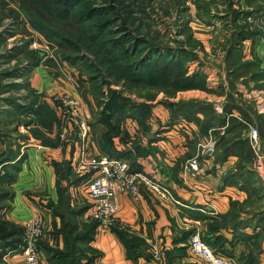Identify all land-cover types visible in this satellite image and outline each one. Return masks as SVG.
<instances>
[{
  "label": "trees",
  "instance_id": "trees-1",
  "mask_svg": "<svg viewBox=\"0 0 264 264\" xmlns=\"http://www.w3.org/2000/svg\"><path fill=\"white\" fill-rule=\"evenodd\" d=\"M228 1L229 7L231 2ZM13 2L16 7L7 6L9 11L4 15L12 18L11 22L15 24V30L24 31L27 34L39 33L47 41V45L56 51L58 58L79 66L83 73L88 74L94 99L98 106L101 105L98 121L106 127L102 134L101 149L111 156L131 157L134 166V169L131 168L132 171L141 169L139 163L141 159L136 163V158L140 156L142 150L136 148L134 156L128 151H118L114 147L113 138L121 134L120 123L124 119L132 118L146 129L147 120L152 114V107L146 103H132L129 98L118 95L116 90L110 87L108 94L102 95V86L96 83L98 78H95V75L99 73L98 67L93 66L85 56L80 55V51L84 49L93 55L95 62L102 66L109 76L123 79L128 86H156L167 89L169 94L180 90H208L207 77L202 71L187 74L188 63L200 60L193 48L169 47L166 41H163L164 38H159L160 42L154 44L153 40L158 38L156 34L159 31L155 27L152 14L159 15L157 10L163 7L161 5L165 3L163 0H13ZM194 2L196 15L205 23L210 24L207 7L200 4L199 0H194ZM255 2L256 0H245L246 4H254L256 7L252 11L240 10L241 14L245 16L250 13H256V16L264 15V0L259 4ZM0 3L5 5L2 0ZM162 9L166 14L168 13L166 7ZM237 10L235 8L231 11L229 19L226 20V16L223 21L224 27L232 28L229 36L225 38L223 56V69L228 86L233 88L238 80L244 82L250 80L256 87L264 90V68L261 66L260 58L254 55L251 60L245 59L242 51L245 40L249 39L253 42L257 37L264 38V28L247 30L244 24L237 22L241 16ZM145 22L148 23L144 25ZM135 23H137L136 27L132 28ZM144 26L148 28L147 34L150 30L154 33L151 42L143 35L141 37V35L133 34L135 31H141ZM9 34H13V31H9ZM190 37L193 38L192 35ZM4 40V35L0 34V43ZM27 43L28 40L25 39L21 47H12L10 51L12 54L10 52V54H3L5 61H9L12 57L18 58L24 51L31 56L30 62L28 61L23 70L16 67L0 73L2 78L18 77L23 81V86L17 82L2 83L0 94L7 91L8 87H20L28 93L23 103L18 102L14 97L0 99V102L6 105V108H2L4 112H7L5 123L7 125L16 122L14 125L28 126L34 122L38 127L31 128L32 135L42 139L46 145L54 146L59 143L58 138L52 140L42 137L39 125L51 130L53 125L59 127V121L46 103L39 102L40 95L29 85L28 75L32 68L40 63V60L35 54L36 50H28ZM48 61L49 66L53 65V59L49 58ZM228 100L221 114L216 113L214 106L210 103L201 100H181L168 105L171 110V121L182 117L197 125L198 132L194 136L196 139L212 130L217 138L218 152L214 158L216 161L223 162L230 156L238 158L237 171L228 172L223 178L224 184L239 186L247 193L243 201L231 199L229 209L225 214L210 218L206 230L202 233V240L215 252L221 254L227 252V243H232V238L244 242L252 240L257 253L249 249L247 253L241 254L239 263L261 264L258 258L260 249L257 247V240L264 229V209L260 211H246L245 209L247 204H251L252 199L264 197V184L260 178L255 179L256 173L245 165L248 159V141L240 135H235L236 127L240 126L234 123L235 116L228 117V125L223 133L219 130L226 123L228 113H232L234 109L240 110L233 96L228 95ZM241 112L247 116L245 111L241 110ZM28 114L33 117H27ZM256 118L264 123V115L256 114ZM19 137L24 138V135ZM15 155L10 149L0 153V264H6L5 255L16 252L23 235L21 224L10 221L2 215L4 209L2 201L7 193L2 190L1 184L11 180L13 170L19 168L17 164L10 165ZM239 181H241L240 184ZM98 224L99 222L94 219L82 229H78L75 224H63L58 234L61 236V246L57 244L49 247L39 241V250L44 248L50 264H93L99 253L89 246V242ZM246 227H251L252 232H246L244 229ZM111 229L121 235L128 251L133 252V246L127 243L126 233L118 230L117 227ZM222 230H230L232 234L230 240L222 233ZM190 233V230H186L183 232V237L176 242H184ZM246 247L249 248V244ZM184 253V248L176 249V254L184 255Z\"/></svg>",
  "mask_w": 264,
  "mask_h": 264
},
{
  "label": "crops",
  "instance_id": "crops-1",
  "mask_svg": "<svg viewBox=\"0 0 264 264\" xmlns=\"http://www.w3.org/2000/svg\"><path fill=\"white\" fill-rule=\"evenodd\" d=\"M259 19L264 25V17ZM263 43V37H257L253 42L245 40L242 46L244 57L248 59L251 55H257L264 64ZM193 65L196 72L205 73L208 88L215 90L219 81L218 70L212 65ZM52 71L49 65L39 64L29 73L28 80L30 87L40 95L39 102L46 103L54 112L55 108L48 99L50 92L60 87L69 88V85L60 73L55 74ZM186 92H194V97L213 101L218 108L223 106L224 95L218 97L200 90ZM183 95L178 94L177 97ZM85 106L83 103L82 111L89 120ZM89 124L91 130L86 138L85 159L106 154L100 146L106 127L97 122V119L95 123L89 120ZM147 125L149 129L145 133L148 136L145 137H148V142L145 143L143 139L140 146H118L115 143L114 147L118 151L131 152L132 156L136 153V148L142 150L136 158V163L141 159V169L136 172L166 185L176 202L159 199L143 185H140L137 199L127 192L120 193L117 218L123 227L117 228L126 233L127 243L133 246V252L128 251L119 233L98 224L89 242V246L99 253L93 264H203L189 254L188 239L195 226L200 229L202 236L211 217L217 218L228 211L231 199L243 201L247 197V193L239 186L224 184L223 180L228 172L237 171L238 158L230 156L223 162L216 161L214 158L218 148L214 154L196 156L197 139L194 136L198 132L197 125L182 117L171 121V112L163 105L152 108ZM33 127L38 125L32 122L26 128L23 127L25 132H19L15 128L16 132L11 133L12 137L6 135L4 141H0V153L9 149L13 151L16 155L10 165L17 164L19 167L13 170L11 180L1 184L2 190L7 193L2 201V215L21 225L28 218L40 217L44 224L41 244L49 247L57 244L61 246V236L58 234L63 224H75L78 229H82L93 221L92 200L88 191L91 173L79 166L77 160L81 156V147L72 132L65 140L60 141L59 128L56 125L51 130L39 125L42 137L52 140L58 138L59 143L53 146L35 138L31 132ZM130 134L139 135L135 127ZM20 135H24V138H20ZM140 137L143 138L144 135ZM195 156L197 169L185 171L184 166ZM125 159L134 169L132 158ZM244 229L252 232L251 227ZM186 230L191 231L188 238L177 243ZM222 233L231 239L230 230H222ZM231 240L232 243H227L225 254L217 253L231 259L235 264H240L241 254L248 252L247 244L249 249L257 253L252 240ZM257 241L256 246L260 249L258 258L264 264V229ZM152 244L163 250L164 256L161 260L154 258ZM175 247L184 248V255L176 254ZM39 251L41 264H50L44 248ZM13 253L5 255L6 263L23 264L19 253L12 255Z\"/></svg>",
  "mask_w": 264,
  "mask_h": 264
},
{
  "label": "rangeland",
  "instance_id": "rangeland-1",
  "mask_svg": "<svg viewBox=\"0 0 264 264\" xmlns=\"http://www.w3.org/2000/svg\"><path fill=\"white\" fill-rule=\"evenodd\" d=\"M1 1V0H0ZM5 2V5H1L0 3V34L4 35L5 40L0 43V73L4 71H9L13 70L14 68L18 67L19 69H24V66L28 64V61L30 62V54L21 52L18 58H11L9 61H5V57H3V54H10L12 47L14 48H19L24 44V40H28V50H36L35 54L37 55L38 60H40L39 64H46L48 65V59L51 58L53 59V62L50 68H52V73L58 74L60 73L69 85V88H62L60 87L57 90H53L50 92L48 99L51 102V104L54 106L55 110V116L57 120L59 121V136H60V141L65 140L66 136L72 132V130H69L65 133V135L62 137V131H63V115H62V109L60 108V104L55 100V96L59 94H71L72 96L79 97L81 100L80 104V112L82 115V118L86 124V128L88 130L87 135L90 132V122H94L99 118V110L101 108V105L98 106L97 102L94 99V95L91 90L92 84L89 81V77L87 76L88 74H85L82 72V68H80L77 65H74L68 61L62 60L58 58V54L54 49L50 46H48L47 41L44 40V38L36 32H33L31 34L24 33V31L20 30H15L14 27L15 24L11 22V17L5 16L4 14L9 11L7 10V6L9 7L14 6L13 0H2ZM165 3L161 4L163 7H166L168 10V13L166 14L164 12V9L158 8L157 14L159 15H154L152 14V17L155 22V27L159 31L157 35L158 38L154 41V44H156L159 38L163 39V41H166L167 46H172V47H186V48H193L194 51L197 53L199 56L200 60H195L192 62L188 63L187 66V74H193L195 73V68L194 63L196 66H200L202 64H207V65H212L214 69L218 70L217 78H218V87L213 90L208 88V82H207V88L208 90H200V91H206L208 93L215 94L216 96H223L224 99L222 100L223 106L217 107L214 106L215 102L213 101H208L205 99H201L200 97H194L195 93L194 92H186L189 90H180L175 93L169 94L165 89H161L156 86H143V85H136V86H128L125 81L121 78H114L112 76H109L107 74L102 66H99L95 62V58L93 55L88 53L87 51H80V55H83L92 62L93 66L98 67V75H95V78H98L96 83L101 84L102 86V95L108 94V88H112L116 90L118 95H123L127 98L132 103H146L150 105L152 108L156 105H163L169 109L171 112L169 105L170 103L178 102L181 100L187 101V100H201V101H206L210 103L212 106H214V109L216 113L221 114L224 107L227 104L228 100V95L233 96L234 99L236 100L237 105L239 106L240 110L234 109L232 113H228L227 115V120L224 126L220 127L219 130L221 133H223L224 128L226 125H228V117L235 116L234 123H238L240 126L236 127L235 129V135H240L242 138H246L248 141V148L249 151L247 153L248 159L247 162H245L246 166L252 167L251 170H253L256 175V178H260L261 182H264V171L261 169H258L259 167H254V162H255V152L253 149V146L250 144L248 138H247V132H248V126L254 125L258 129V139L260 144L255 146V151L257 153H260V148L264 150V123L261 121V119L256 118V114H262L263 113H258L255 109L254 101L249 99V96L251 95V92L253 90H262L264 93L263 89H260L254 85V83L250 80L247 82H244L242 80H238L234 83L233 88L228 86V80L225 77V71L223 69V56L225 54V38L229 36L231 33V27H224L223 21L224 17H226V20L229 19V14L231 11H234L235 8H237L239 13L241 14L240 10H254V4H246L245 0H230L231 5L228 7V0H199L200 4H204L207 9L209 10V20L211 21L210 24L205 23L202 19H200L196 15V6L194 0H163ZM179 3H178V2ZM181 1V2H180ZM256 4L262 3V0H256ZM255 4V5H256ZM155 9H157L156 5ZM232 13V12H231ZM256 13H250L249 15H243L239 17L237 22L239 24H244L247 28V30H253V29H258V28H264V25L260 21V17H264V15H255ZM7 15V14H6ZM148 22H145L144 25H146ZM26 25V22H25ZM137 23H135L132 28L136 27ZM152 28V25H151ZM9 31H13V34H9ZM148 28L147 26H144L141 31L139 32H134L133 34L135 35H143L144 38L147 40H150L149 42L152 41V37L154 36V33H152V30H150V33L147 34ZM157 33V32H156ZM160 35V36H159ZM192 35L193 38L190 37ZM201 43H200V42ZM264 46V43H263ZM15 51V50H14ZM243 51V50H242ZM10 52V53H9ZM264 52V51H263ZM14 53V52H13ZM12 54V53H11ZM244 55V54H243ZM245 58V57H244ZM253 55L251 57L249 56L248 59H252ZM247 59V58H245ZM261 66L264 68L263 62L260 60ZM38 64V65H39ZM37 65V66H38ZM36 67V66H35ZM34 68V67H33ZM32 68V69H33ZM69 68V69H68ZM56 69V70H54ZM71 69V71H70ZM32 71V70H31ZM30 71V72H31ZM205 74V73H204ZM0 78H2L0 74ZM29 78V75H28ZM21 78H9V77H3L0 79V85L6 84V83H13L17 82L21 86H23V81H21ZM29 82V80H28ZM240 83L242 85H240ZM248 83V84H246ZM30 85V83H29ZM8 87V86H7ZM20 88V87H19ZM9 88L7 91H4L0 94V99L1 98H6V97H14L18 102H25L26 98L28 97V93L25 89L20 88ZM192 90H198V89H192ZM181 96L182 94L183 97H177V95ZM101 98V97H100ZM85 103L86 106V112L89 114L90 119L88 120L87 116L84 115L82 111V104ZM4 102H0V141H4L6 135L8 137H12L11 133L15 134L16 130L15 128L18 129L19 132H25V129L27 126H24L22 124H15L16 122L12 124H7V120L5 119V115L7 112H4L2 108H6V105ZM241 110L245 111L247 116L243 115ZM152 115V114H151ZM28 117H33V115L28 114ZM7 118V117H6ZM184 119V118H183ZM150 120V118L148 119ZM147 120V122H148ZM186 121V119H184ZM100 123V122H99ZM233 124V123H232ZM4 126H7L6 128ZM14 126V127H13ZM72 126V125H70ZM24 127V128H23ZM57 127V126H56ZM135 127L136 132L140 136L144 135L143 138H141L139 135L135 134L132 135L130 134V131L132 132V129ZM13 128V129H12ZM120 128L122 130L121 134L118 136H115L113 138L114 145L117 143L118 146H134L135 144H140L144 141L145 143L148 142L147 138L145 136H148L147 133H145L149 127L147 125V128H142L139 123H137L136 120H133L132 118L130 119H124L120 123ZM30 130V129H29ZM144 132V133H143ZM73 136L76 139V135L72 132ZM126 134V136H125ZM87 138V136H86ZM144 139V140H143ZM211 139L214 141L213 144V151L211 154L215 153V150L217 148L216 146V141L217 138L216 136L212 133V130H209L207 134L203 136H199L197 138L196 142V156L200 155H205L200 153V149L197 147L198 143L204 140ZM143 140V141H142ZM77 141V139H76ZM78 142V141H77ZM2 143V142H0ZM79 146V145H78ZM207 155V154H206ZM122 158V157H121ZM254 168V169H253ZM251 204H247L246 206V211H260L264 209V197H260L259 199H252ZM249 202V203H250ZM29 219V218H28ZM248 250L249 248L246 247ZM12 255H16V252ZM9 264V263H6ZM13 264V263H10Z\"/></svg>",
  "mask_w": 264,
  "mask_h": 264
},
{
  "label": "built area",
  "instance_id": "built-area-1",
  "mask_svg": "<svg viewBox=\"0 0 264 264\" xmlns=\"http://www.w3.org/2000/svg\"><path fill=\"white\" fill-rule=\"evenodd\" d=\"M248 98L254 101L255 110L264 114V93L262 90H253ZM55 100L60 104L63 115V131L61 136L69 130L76 135L78 145L81 147V156L78 158L79 166L91 173L88 191L92 200V218L99 222L102 228L123 227L117 218L119 208L118 195L127 192L134 199L139 196L140 185L150 190L159 199L176 202L172 192L163 183L152 180L141 172L131 170L127 159L99 154L84 158L86 136L88 130L80 112L81 100L71 94H59ZM72 125V126H70ZM247 138L255 152L254 167L264 171V150L260 153L255 151V146L260 144L258 129L254 125L248 126ZM214 141L211 139L198 143L201 154L211 155ZM197 169L196 156L184 170ZM23 236L16 252L23 259V264H41L38 243L44 234V224L40 217H31L22 223ZM189 254L203 264H235L231 259L215 252L205 241L202 240L200 229L195 226L188 239ZM153 256L161 260L163 250L157 245H151Z\"/></svg>",
  "mask_w": 264,
  "mask_h": 264
}]
</instances>
